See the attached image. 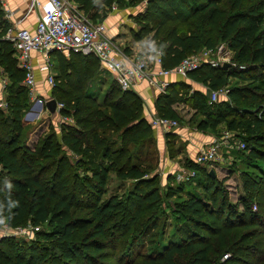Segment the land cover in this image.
<instances>
[{"label":"trees","instance_id":"trees-1","mask_svg":"<svg viewBox=\"0 0 264 264\" xmlns=\"http://www.w3.org/2000/svg\"><path fill=\"white\" fill-rule=\"evenodd\" d=\"M78 1L87 12L95 7L94 0ZM96 1L99 10L140 0ZM91 16L95 20L98 13ZM137 21L134 38L152 33L166 67L219 40L234 51L235 65L203 63L188 75L210 90L228 86L226 96L210 103L207 93L190 92L188 83L175 81L157 95L155 109L178 119L173 104L182 102L202 115L199 129L222 124L240 131L243 196L232 202L226 177H213L212 165L187 159L195 177L165 192L188 195L173 203L178 239L144 250L155 241L165 210L158 176H146L151 166L143 164L147 156L139 147L154 131L139 95L114 80L99 101L89 87L101 66L98 57L59 54L51 95L64 102L61 112L74 122L62 121L60 135L50 131L30 148L22 121L31 102L21 83L25 71L17 67L11 42L2 39L0 64L12 81L9 114L0 109V229L27 221L47 227L28 242L0 237V264H264V0H146ZM111 172L131 178V185L103 200ZM77 210L85 213L74 215Z\"/></svg>","mask_w":264,"mask_h":264},{"label":"built area","instance_id":"built-area-1","mask_svg":"<svg viewBox=\"0 0 264 264\" xmlns=\"http://www.w3.org/2000/svg\"><path fill=\"white\" fill-rule=\"evenodd\" d=\"M5 15L11 17L13 10L7 6L5 0H1ZM38 9L34 28L10 25L6 29L5 38L8 39L16 53L19 68L24 69L25 75L22 84L28 87L30 95L34 97L35 103L45 107L46 99L37 95V76L35 69L45 72L44 77L50 88L56 85V78L50 72L51 51L92 53L98 57L101 64L114 73V78L122 89H131L136 84L146 82L154 87L158 93L166 92L170 83L169 77L176 74L187 77L190 72L200 67L203 63L213 66L224 64L227 56L221 52L219 59H213L211 49H203L183 57L176 65L166 67L163 65L160 53L150 58L131 56L124 53L108 34V28L103 20H93L74 0H31V6ZM118 5L112 3L110 10H117ZM229 48V47H228ZM227 48V49H228ZM222 49V46H220ZM230 50V48H229ZM34 51L40 54L35 61ZM228 53V52H227ZM228 55V54H227ZM217 60V61H216ZM230 65H235L231 60ZM243 66V65H242ZM229 92L228 86H223L209 91V102L213 103L221 96ZM64 102L57 101L56 109H62ZM9 103L0 99V108L8 109ZM146 119L154 130L170 132L179 125V120L174 117L161 116L153 111L145 113ZM227 149H244L245 142L238 134L230 129H224L220 136H215L206 145L200 148L195 157L198 164H214L223 160L222 152L219 150L221 144ZM1 169V165H0ZM178 172L179 181H186L195 177V171L187 166ZM254 208L256 206L254 205ZM4 226L5 236L8 228ZM15 235L25 240L32 241L40 230L39 224L17 226L9 229ZM8 233V232H7Z\"/></svg>","mask_w":264,"mask_h":264},{"label":"rangeland","instance_id":"rangeland-1","mask_svg":"<svg viewBox=\"0 0 264 264\" xmlns=\"http://www.w3.org/2000/svg\"><path fill=\"white\" fill-rule=\"evenodd\" d=\"M145 3H146V0H140L137 5H124V6H120L119 8H117V10H119V11L115 12L116 13V15H115L116 20L114 23V25H115L118 22L117 29L114 30L117 32H115L114 37H112V38L115 39V41H117V43L116 42L115 43L117 44V46L120 49H122V47H125V44L129 45V46H127L128 49H133L131 42L133 40H136L133 35H134V32L135 33L139 32V27L141 25V23L139 21H137V15L140 11H142L144 9ZM111 14L112 13H110L109 15H111ZM151 34L152 33H150L148 36L143 37L142 39L137 40L139 43V44H137V47H140L141 49H140V51L137 50L136 54H133L134 56H139V57L145 56L147 58H150L153 55L160 53L159 49L154 50V48H153L154 42L150 38ZM125 36H128L129 38L125 39L124 38ZM220 46H222V49H220ZM227 48H228L227 44L225 42H223V41L221 42L219 40V41H217L216 45L213 48L203 46L199 49V51L203 50V49H211L213 59L214 60L218 59V61H220L219 59H221V57H220L221 52L224 51V56H227V58L223 61L228 62V63H231V62H229L230 60L232 62H236L233 58L234 57V51L231 49L229 50V48L228 49ZM50 58H51L50 68L52 71H56L57 70V58H56L55 53H52L50 55ZM100 65L101 66L98 69L96 77L93 80H91L90 86H89L92 89V91L97 94L99 101H101L103 99L105 91L114 82V79H113L114 73L109 71V70H106L104 68V66L101 64V62H100ZM230 82H231V84H234L236 82V78H231ZM71 103L73 104V101ZM32 104H34V103H32ZM143 105H144L145 113L147 111H153V112L157 113L156 110H154L152 108L151 104L148 103V101H143ZM31 107H32V105H31ZM33 113H35V112H33ZM183 113L186 114L187 111L183 110ZM184 117H188V116H184ZM191 118H193V120H196V119H198V116L194 115V116H191ZM44 120H46V126H48L49 129H46L45 131H43L42 134L39 135V138L44 137L50 131H56L58 135L61 134L60 133V125H61L62 121H60V123H58L57 120H56V122H53L49 118V119H39L38 123H42ZM34 125H36V124H34ZM34 125L33 126L30 125L29 127L24 128V135H25L26 141L27 140L29 141V144L31 143V140H29V139H33V138L36 139L37 138L36 134H33V135L30 134L34 128ZM225 129H228V128L226 127ZM232 131L234 133L240 132L238 130H237L238 132L235 130H232ZM108 133H109L110 137L115 136V134H114L115 132L112 130L108 131ZM217 135L220 136L221 133H219ZM172 139H173V134L171 132H163L160 130H154L153 131V137L143 141L139 145V147H141V150H142V155L144 157L147 156L146 158L143 159V164L145 166H147V165L151 166V168L148 170V173L146 174V176H148V175L149 176H152V175L158 176L160 195H161V198H163V209L165 210L164 213L161 215L159 225L156 228V232L154 234L156 242L154 241L153 243H149L148 246L144 247V250H147V251H149L154 246L155 247L158 246V248H161L162 244H165L170 240L178 239V234L175 232V222H176L175 215L176 214H175V210L173 209V207H174L173 203L175 201H180L181 199L188 196L185 192H183L182 194L174 195L172 197H166L165 192L168 190V187L170 185H176L179 182V178L177 176L178 175L177 171H179L181 168L185 169V164L182 161L183 159L179 160V159L175 158L177 146L175 147V143L173 142ZM112 140L117 141L116 136ZM132 148H134V147L132 146ZM237 149L238 148H235V147L227 149L226 145L223 143L221 144L220 149H219L223 153L222 154L223 162L219 163V165L226 167V169H225L226 179H225L224 184L229 191V195H230L229 197H230L232 202H236L237 199L240 196H243V193H244L243 188L239 182L240 181L239 180L240 179L239 178V170L244 168L245 164L241 160L242 159L241 154L239 152H237L238 151ZM232 166L235 167V171H232ZM212 169H214V167ZM79 171H80V173H82V170H79ZM214 171H215V169H214ZM215 173H216V171H215ZM218 178L222 179L224 177H218ZM131 180H132L131 178H126V179L120 178L115 172H111L109 175L108 181H107L106 192L103 194V200L106 199L107 197H109V195H111V194L116 193V194L122 195L130 187ZM187 188H190V186H187ZM240 208H241V205H240ZM84 213L85 212L77 210L74 213V215H83ZM31 223L33 224V222H31V221H27L25 224H23L21 226H27ZM162 224L165 225L164 228H162ZM39 226H40L41 230L44 229L45 227H47L45 225V223H39ZM2 227H4V226H2ZM161 229H164V230L161 231ZM2 231L3 230L0 229V235L3 233ZM7 232H4V233H6L5 236L15 237L19 242H23V241L28 242V240H25L24 238L13 234L12 233L13 231L10 232V230H7ZM37 238H38V234L36 233L34 240H36ZM228 254H224V258L226 256H228Z\"/></svg>","mask_w":264,"mask_h":264},{"label":"crops","instance_id":"crops-1","mask_svg":"<svg viewBox=\"0 0 264 264\" xmlns=\"http://www.w3.org/2000/svg\"><path fill=\"white\" fill-rule=\"evenodd\" d=\"M74 1L90 16L93 13L97 12L98 16L95 17V20H101L102 19L107 25L108 34L111 37H114L115 32H117L114 30L117 29V25H118V22H117V24L114 25L115 20H116L115 19L116 18L115 12H118L119 10L111 11L110 6L108 7L106 5L103 8H100L98 10L96 8L98 1L94 0L93 4L95 3L94 4L95 7H92L87 12L84 9L81 2H79L78 0H74ZM5 2L7 4V6L13 10L14 13L11 17H7L5 15V11H4V8H3L2 4H1V0H0V41L2 39L8 40L5 38V33H6V29L10 25H18V26H22V27H28L31 29L34 28L35 23H36L37 14H38L37 7L35 5L31 6V0H5ZM119 7H120V5L118 6V8ZM110 13H112L113 15L112 14L109 15ZM103 14H104V18H101V16H103ZM124 38L126 39L129 37L125 36ZM113 40L115 41V39H113ZM115 42L117 43V41H115ZM131 44L133 46L132 47L133 49H128L127 46H129V45L125 44V47H122L121 50L128 55L134 56L133 54H136V51L137 50L140 51L141 48L137 47V44H139L137 40H133L131 42ZM52 53H55L56 58H57V70L52 71L50 68V72L56 78V75L58 74V59H59L58 55L61 54L65 58H68L71 52L67 53V52H60V51L54 50V51H51L50 55ZM33 54L35 57L34 59L37 62V60L40 57V54L38 51H34ZM13 55L17 60L15 52ZM17 67H19L18 63H17ZM105 69L108 70L107 68H105ZM35 71H36V76H37V82H36L37 95L42 96L43 98L46 99V101L50 98H53L51 95L52 94V88L49 87L48 83L46 82V80L44 78L46 76V71L41 72V71H39L38 67L35 69ZM113 79L116 80L115 78H113ZM56 80H57V78H56ZM11 81L12 80L9 77L6 70L4 69V66L2 64H0V99L7 100V95L9 92V85L11 84ZM169 81L170 82L185 81L186 83H188L190 85V89H189L190 92L198 89V90H201V91H203L209 95L210 88H209L208 84H206L202 81L195 80L189 76L180 77L176 74H173L169 77ZM21 83H22V81H21ZM129 90H133L134 92L137 93V95H139V97L141 98L142 105H143V101H148V103L151 104L152 108L154 110H156L155 109V100H156V97L159 93L154 87L148 85L146 82H141V83L136 84L133 88H131ZM106 91H105V93H106ZM96 97L98 98L97 94H96ZM30 101H31L30 106L27 109H25V111H24L25 114H23V118H22V121H23L25 127H29L30 125L33 126L34 124H36V125H34V128L30 134H32V135L36 134L37 138L36 139H34V138L29 139V140H31L30 144H29L28 140L26 141L27 146L30 148H34V146H35V144L39 138V135L42 134V132L45 131L46 129H49V127L46 126V120H44L42 123H38L39 119H49L50 118V120H52L53 122H56V120H57L58 123H60V121H68L70 123L74 122L72 115H67V116L63 115L61 112V109H59V110L56 109L55 112H52L45 105V107L41 110L38 108V105L35 103L33 96H30ZM56 101H58V100H56ZM32 103H34V104H32ZM31 105H32V107H31ZM173 108L179 114V118H178L179 125L170 131L173 134L172 140L175 143V147L177 146L175 158H177L179 160L183 159L182 161L186 165L185 162L187 159L194 161L197 153L200 150V148H202L204 145H206L212 138H214L215 136H218L217 134L221 133V131L224 130L226 127L221 124V125L217 126L216 129H214V130H212V129H199L197 127V123L202 118V115L197 113L194 108H192L189 105H186L185 103H182V102L174 103ZM0 109L6 115L9 114V108L8 109L0 108ZM183 110L187 111V113L184 114ZM33 112H35V113H33ZM143 115L144 116L146 115L145 111H144V105H143ZM194 115L198 116V119L193 120V118H191V116H194ZM184 116H188V117H184ZM222 162H223V160L221 162L212 164V166L214 167V169L216 171V175L218 177H225L226 176V171H225L226 167L219 165V163H222ZM2 226H6L8 228V230L10 228H14V227L8 226L7 224H3ZM3 228L4 227H2L1 229H3Z\"/></svg>","mask_w":264,"mask_h":264},{"label":"water","instance_id":"water-1","mask_svg":"<svg viewBox=\"0 0 264 264\" xmlns=\"http://www.w3.org/2000/svg\"><path fill=\"white\" fill-rule=\"evenodd\" d=\"M223 65L228 66V65H230V63L225 62ZM45 105H46V107H47L50 111L55 112V111H56L57 101H56L55 98H50V99H48V100L45 102ZM38 108L41 109V108H42V104H38ZM210 174H211L213 177L216 176V173H215L214 169H211V170H210Z\"/></svg>","mask_w":264,"mask_h":264}]
</instances>
